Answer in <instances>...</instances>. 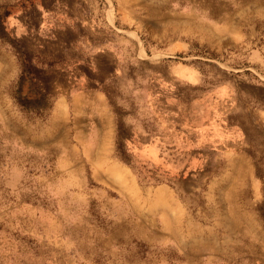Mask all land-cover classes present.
Listing matches in <instances>:
<instances>
[{"label":"rangeland","instance_id":"rangeland-1","mask_svg":"<svg viewBox=\"0 0 264 264\" xmlns=\"http://www.w3.org/2000/svg\"><path fill=\"white\" fill-rule=\"evenodd\" d=\"M0 264H264V0H0Z\"/></svg>","mask_w":264,"mask_h":264},{"label":"crops","instance_id":"crops-1","mask_svg":"<svg viewBox=\"0 0 264 264\" xmlns=\"http://www.w3.org/2000/svg\"><path fill=\"white\" fill-rule=\"evenodd\" d=\"M26 25L25 19L22 18V22L17 26L24 28ZM48 68L47 73L51 78L43 81L47 83L45 89L55 96L56 106L64 105L63 99L68 100L71 97L70 92H72V98L81 99L88 91V70H72V68L69 70L60 65Z\"/></svg>","mask_w":264,"mask_h":264}]
</instances>
